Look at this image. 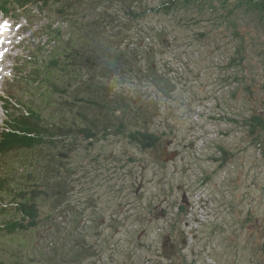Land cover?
<instances>
[{
    "label": "rangeland",
    "instance_id": "obj_1",
    "mask_svg": "<svg viewBox=\"0 0 264 264\" xmlns=\"http://www.w3.org/2000/svg\"><path fill=\"white\" fill-rule=\"evenodd\" d=\"M52 15L57 14L47 9L37 11L35 7L0 15V130L10 116L3 108V75H14V63L26 65L28 54L23 47L30 41L29 49L45 56L56 28L63 31L62 42L67 38L74 42V22ZM189 17L187 13L164 15L152 11L133 24V32L140 37L151 31L145 43L156 50L152 56L159 71L156 79L165 81L163 88L168 82L171 89L144 81L139 75L124 84L112 78L123 106L127 104L135 112L124 116L120 109L118 115L122 117L108 121L113 131L105 139L85 142V150L80 147L73 154L61 151L69 156L58 155L59 159L70 167H62L66 178L52 183L58 186L61 182L66 187L71 213L65 208L50 211V206L44 205V218L57 222L58 232L48 231L49 235L53 233L51 236L41 232L45 226L41 222L40 232L20 235L14 245L29 246L36 240L44 243L55 235L64 241L65 253L77 235L92 254L94 242L101 239L91 222L96 220L105 237L100 251L89 258L81 254L83 261L71 264H264V136L259 141L241 124L226 120H242L252 106L255 112L264 114V31L249 29L250 17L242 16L239 31L245 38L248 32L254 36L246 41V51H241L244 63L237 67V58L233 68L229 66L236 42L230 40V32L222 30V21L217 18L215 22V16L210 14L195 21ZM17 23L22 25L24 39L28 38L13 51L10 40H15L17 32L22 36ZM212 31L217 46L213 52L203 38ZM108 42L113 45L111 40ZM3 53L8 56L6 62ZM20 82L24 89L27 84L22 79ZM253 83H258L257 88H251L253 94L246 95L245 86ZM16 92L22 102H29L30 96L24 90ZM150 98H155V104ZM153 113L155 117L149 120ZM42 115L46 121L47 113L43 111ZM133 118L136 123L131 126ZM120 122L129 130L134 126L145 128L155 133L160 142L144 149L124 134L114 132ZM66 142L71 145V139ZM218 146L227 151L225 155L219 154ZM164 148L170 156L168 160ZM220 156L226 159L222 167L220 161L216 162ZM149 197L163 200L160 204L154 200L158 213L151 218L143 211ZM177 203L184 205L186 212L179 213ZM161 209L166 216H161ZM77 222L80 227L91 224L89 241L86 229L83 235L77 231ZM162 236L167 242L173 237L177 258L162 253ZM8 241L13 242L10 236Z\"/></svg>",
    "mask_w": 264,
    "mask_h": 264
},
{
    "label": "trees",
    "instance_id": "obj_2",
    "mask_svg": "<svg viewBox=\"0 0 264 264\" xmlns=\"http://www.w3.org/2000/svg\"><path fill=\"white\" fill-rule=\"evenodd\" d=\"M29 7L42 12L47 9L58 15L52 16L61 17L70 24L74 22V42L71 43V38L62 42L63 31L53 29L47 43L52 44L47 49L48 54L38 56L29 49V41L24 46L28 54L24 60L26 65L15 66L20 79L10 84L9 95L4 94L5 111H9L10 116L3 121L0 130V264L79 263L83 261L80 255L86 254L87 248L77 235L74 245L65 253L64 241L55 235L44 243L36 240L29 246L21 244L20 248L14 244L20 235L40 232L41 222L45 224L41 232H47L48 236L55 233L53 230L58 232L57 222L47 216L44 218L47 212L44 205L50 206V211L65 208L68 214L71 213L66 187L63 188L61 182L58 186L52 183V180L66 178L62 167H70L59 159L69 156L61 151L73 154L80 147L85 150V142L105 139L111 131L108 121L122 117L121 113L118 115L120 109L124 110V116L135 112L132 107L128 109L127 104L123 106L119 88L112 78L124 84L139 75L144 81L149 80L161 87L165 84V81L156 79L159 71L152 60L156 50L145 43L151 31L147 30L140 37L133 32V24L152 11L164 15L187 13L194 21L205 14L215 16L213 20L216 22L219 18L222 21L219 24L225 26L222 30L230 32V40L236 42L229 66L234 68L237 58V67L244 63L242 52L246 51V41L254 36L248 32L245 38L238 23L247 15L251 19L249 29L264 31V0H0V14L27 11ZM100 8L104 10L99 11ZM214 33L203 37L211 52L217 50ZM29 55L32 58L28 60ZM21 79L27 84L24 89ZM257 85H246L244 93L252 95L251 88H257ZM167 88L171 89L168 82L163 89ZM17 90H24L30 96L27 104L22 102ZM150 100L155 104V98ZM43 111L47 113L49 123L44 120ZM249 112L242 120H226L241 124L251 137L260 141L264 136V114L255 112L253 106ZM153 117L155 113L149 120ZM57 120L60 122L54 124ZM135 121L133 118L130 125L133 126ZM115 130L117 135L124 134L144 149L160 142L155 133L138 126L129 130L120 122ZM70 139L71 145L68 146L66 141ZM217 149L221 155L227 152L219 146ZM225 160L220 156L216 162L220 161L222 167ZM77 228L83 235L78 222ZM48 231L53 233L49 235ZM9 236L12 243L8 241Z\"/></svg>",
    "mask_w": 264,
    "mask_h": 264
},
{
    "label": "flooded vegetation",
    "instance_id": "obj_3",
    "mask_svg": "<svg viewBox=\"0 0 264 264\" xmlns=\"http://www.w3.org/2000/svg\"><path fill=\"white\" fill-rule=\"evenodd\" d=\"M163 153H164V157H165V160H168L169 159V154H167V150H166V148H164V150H163ZM175 154H177V152L175 151L174 152ZM170 154H172V153H170ZM140 187H142V185L140 184ZM174 189L176 190V189H179V188H176V187H174ZM170 191H173V187L171 186L170 187ZM186 195H183V197H185ZM150 198V199H149ZM148 198V202H146L147 204L145 205L144 204V206L146 207V210H143L144 212H147V213H149V215H148V217H153V216H155L157 213H158V210L155 212V209H154V207H153V204H154V200L158 203V204H160V203H162L163 202V200H161V199H155V198H153V199H151V197H149ZM167 201H165L164 203H166ZM156 208V207H155ZM176 210H178L179 211V213H184V212H186V210H184V205H182V204H178L177 203V205H176ZM180 209H183V211H181ZM161 211H162V213H161V216H166L167 214H165V211L163 210V209H161ZM181 211V212H180ZM142 213L143 215H145V213ZM135 213H137V211H135ZM144 218H146V215L145 216H143ZM92 218V217H91ZM95 218V216L93 217V219ZM146 220L149 222V219L148 218H146ZM94 221V222H93ZM92 221V223H94V229L96 230V233H97V235L98 236H101V239H99L98 238V241H97V243H96V241L94 242L95 243V245L93 246V248H94V250H93V253L91 254V252L90 251H88V249H89V247L87 248V250H86V256L89 258V256L90 255H93V256H95V254H97L98 253V251H100V247H101V245L104 243V241H105V237H104V233H102V229H101V227H100V225H97L96 224V220H93ZM90 225L91 224H88L87 226L85 225V227H83L82 226V229H83V231L86 229V232H87V237H86V240H88L89 241V235L90 234H92L91 233V231H90ZM144 233V232H143ZM163 237V236H162ZM140 238H141V234L137 237V240L139 239L140 240ZM92 240H93V238H91ZM163 242H162V253L164 254V255H168V256H173L174 255V257L175 258H177L178 256H179V254H177V251H178V248L176 247V245H175V241H174V239H173V237H169V242H167L166 240H165V238L163 237ZM101 240V241H100ZM92 245H93V243H92ZM176 254V255H175ZM167 256V257H168ZM165 257V256H164Z\"/></svg>",
    "mask_w": 264,
    "mask_h": 264
}]
</instances>
